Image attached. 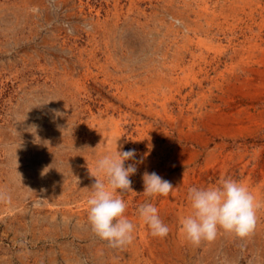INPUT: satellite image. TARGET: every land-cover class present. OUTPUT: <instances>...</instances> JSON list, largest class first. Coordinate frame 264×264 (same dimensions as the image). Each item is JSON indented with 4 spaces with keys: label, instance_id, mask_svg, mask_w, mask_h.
I'll list each match as a JSON object with an SVG mask.
<instances>
[{
    "label": "rangeland",
    "instance_id": "obj_1",
    "mask_svg": "<svg viewBox=\"0 0 264 264\" xmlns=\"http://www.w3.org/2000/svg\"><path fill=\"white\" fill-rule=\"evenodd\" d=\"M117 147L136 151L123 248L87 205ZM145 171L177 189L145 196ZM229 177L261 204L254 233L192 245L188 189ZM0 192V264H264V0H0Z\"/></svg>",
    "mask_w": 264,
    "mask_h": 264
},
{
    "label": "clouds",
    "instance_id": "obj_2",
    "mask_svg": "<svg viewBox=\"0 0 264 264\" xmlns=\"http://www.w3.org/2000/svg\"><path fill=\"white\" fill-rule=\"evenodd\" d=\"M135 157L134 149L120 151L117 147L114 154L98 159L90 173L95 182L87 199L88 221L92 232L112 248H123L134 239L135 225L124 215L127 204L118 192H135L130 177L137 172V168L135 164L125 167V161ZM142 179L143 194L148 197H168L177 189L155 172L145 171ZM6 199V195L0 192V201ZM187 199L191 212L180 219V231L192 245L214 241L220 230L246 238L256 229L257 210L261 204L240 181L229 177L221 178L217 185L190 187ZM138 213L153 237L165 238L169 234L168 225L161 220L158 209L152 203L140 205Z\"/></svg>",
    "mask_w": 264,
    "mask_h": 264
},
{
    "label": "bare ground",
    "instance_id": "obj_3",
    "mask_svg": "<svg viewBox=\"0 0 264 264\" xmlns=\"http://www.w3.org/2000/svg\"><path fill=\"white\" fill-rule=\"evenodd\" d=\"M259 7V6H258ZM246 40V39H245ZM239 41V40H238ZM243 41V40H242ZM242 43V42H241ZM198 44H200V43H198ZM208 47V46H207ZM186 97V96H185ZM146 99V98H145ZM180 186V185H179ZM188 192V191H187ZM187 195V194H186ZM185 198H186V196H185ZM190 204V203H189Z\"/></svg>",
    "mask_w": 264,
    "mask_h": 264
}]
</instances>
